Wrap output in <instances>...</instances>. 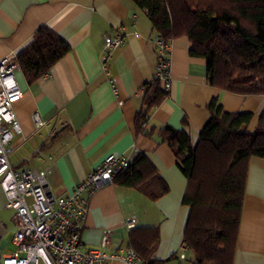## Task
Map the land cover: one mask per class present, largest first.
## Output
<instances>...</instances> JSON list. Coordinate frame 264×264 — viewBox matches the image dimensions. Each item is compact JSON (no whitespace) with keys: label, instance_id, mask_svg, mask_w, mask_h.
I'll return each instance as SVG.
<instances>
[{"label":"crops","instance_id":"1","mask_svg":"<svg viewBox=\"0 0 264 264\" xmlns=\"http://www.w3.org/2000/svg\"><path fill=\"white\" fill-rule=\"evenodd\" d=\"M43 25L71 49L32 83L22 69L17 72L23 95L14 106L21 131L13 139L12 164L19 168L51 165L49 187L57 195H67L107 154H124L131 161L139 153L146 154L169 191L153 201L115 183L102 188L90 198L82 232L84 247H98L104 228L111 229L108 250L128 245L126 220L135 217L133 227L159 228L155 264H195L191 251L180 256L189 214V206L182 202L187 178L159 129H183L195 145L211 117L207 105L216 95L224 111L254 113L253 129L264 112V94L237 93L210 84L206 59L191 55L189 38L181 36L169 46V94L146 123L154 135H137L136 113L159 58L156 32L145 12L131 0H0V58L16 59ZM118 30L123 42L104 61L105 37ZM35 111L45 121L40 127L34 123ZM6 202L0 187V264L2 256L16 248L14 210ZM234 264H264V158L258 156L249 163Z\"/></svg>","mask_w":264,"mask_h":264},{"label":"trees","instance_id":"2","mask_svg":"<svg viewBox=\"0 0 264 264\" xmlns=\"http://www.w3.org/2000/svg\"><path fill=\"white\" fill-rule=\"evenodd\" d=\"M145 12L153 29L167 43L181 36L191 42L190 54L206 59L210 84L243 94H264V0H131ZM71 49L47 25L16 59L28 82L46 74ZM169 90L155 77L144 85L136 113L137 135H154L146 123ZM211 117L193 145L183 129L166 126L159 136L175 151L187 178L183 204L189 214L183 244L195 264H234L250 159L264 158V112L251 129L254 113L224 111L219 95L207 105ZM114 183L138 190L155 201L169 191L152 160L139 153ZM130 246L155 264L160 243L157 226H137L127 234ZM173 257V256H172Z\"/></svg>","mask_w":264,"mask_h":264},{"label":"built area","instance_id":"3","mask_svg":"<svg viewBox=\"0 0 264 264\" xmlns=\"http://www.w3.org/2000/svg\"><path fill=\"white\" fill-rule=\"evenodd\" d=\"M118 30L105 37L102 58L107 61L123 42ZM158 63L155 77L166 90L171 87L170 43L158 34ZM21 65L10 56L0 58V187L6 194V206L14 210L16 248L2 256V264H144L132 246L120 245L110 251L111 229L104 228L98 247H84L82 232L90 208V198L114 183L116 175L127 168L131 159L124 154L109 153L87 177L67 195H57L49 187L51 165L44 168H19L12 164L13 139L21 131L15 103L23 89L17 79ZM116 91V89L114 88ZM36 127L45 124L38 111L33 112ZM48 159L53 162V157ZM135 217L126 220L131 228ZM188 249L183 246L180 256Z\"/></svg>","mask_w":264,"mask_h":264},{"label":"rangeland","instance_id":"4","mask_svg":"<svg viewBox=\"0 0 264 264\" xmlns=\"http://www.w3.org/2000/svg\"><path fill=\"white\" fill-rule=\"evenodd\" d=\"M190 255L192 256V252L190 253ZM185 261H187V262H190V260H189V259H187V260H185Z\"/></svg>","mask_w":264,"mask_h":264}]
</instances>
